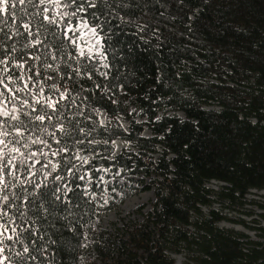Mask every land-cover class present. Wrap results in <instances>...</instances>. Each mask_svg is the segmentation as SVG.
I'll list each match as a JSON object with an SVG mask.
<instances>
[{"label":"trees","instance_id":"trees-1","mask_svg":"<svg viewBox=\"0 0 264 264\" xmlns=\"http://www.w3.org/2000/svg\"><path fill=\"white\" fill-rule=\"evenodd\" d=\"M16 3L0 12V79L13 89L0 85V264H79L92 251L85 264H264V226L251 240L221 228L213 208L243 209L264 191V0ZM80 22L99 33L108 67L77 56L66 35ZM29 57L26 85L17 65ZM46 74L61 76L57 87ZM116 141L135 151L115 155ZM101 169L152 178L142 222L102 229L91 199L102 190L85 180Z\"/></svg>","mask_w":264,"mask_h":264},{"label":"rangeland","instance_id":"rangeland-1","mask_svg":"<svg viewBox=\"0 0 264 264\" xmlns=\"http://www.w3.org/2000/svg\"><path fill=\"white\" fill-rule=\"evenodd\" d=\"M92 27L86 22H80L76 27L71 26L67 29V37L71 36L76 41V52L78 57L80 50L83 49L85 56L90 59L98 60L101 62L103 68H106L105 58L102 59L97 54V49L92 48L89 52V48L96 42L95 37L92 34ZM101 40V38H100ZM99 51L103 53L102 43L99 45ZM104 56V53H103ZM105 57V56H104ZM35 62L32 57L25 58L21 63V67L24 73L23 82L28 85L29 69ZM48 79L50 86L57 87L61 82V76L57 75H45ZM136 116L139 111L130 108ZM108 117L105 113L100 116V124H107ZM126 126V125H125ZM146 136H151L149 132L145 133ZM115 155H119L126 151H135L132 145L125 141L114 142ZM80 160L87 159L89 164L93 161V155L81 154ZM98 171V170H97ZM98 179L93 180L92 176L88 174L85 178L87 184L92 186L96 184L97 188L102 190V194L91 196L92 202L96 205L99 213V221L102 229L106 233L117 234L128 221H143V215H147L154 208L155 203V191L152 188V178L146 174L133 175L121 170L101 169L98 171ZM222 183H210L207 187L218 191L222 188ZM88 190V188H87ZM246 205L243 209L232 210L228 207H222L221 204L214 205V209L221 211L226 215L228 221H224L219 226L224 229L234 230L239 233L247 235L251 240H258L256 231V223H260L264 226V221L260 218L264 214V191L251 190L246 196ZM210 209L205 208L204 212L208 213ZM88 247V246H86ZM92 257L86 253L81 255V263L85 264L87 259H95L97 254L92 251ZM175 264H185L186 255H173ZM97 264H99L97 262Z\"/></svg>","mask_w":264,"mask_h":264},{"label":"snow or ice","instance_id":"snow-or-ice-1","mask_svg":"<svg viewBox=\"0 0 264 264\" xmlns=\"http://www.w3.org/2000/svg\"><path fill=\"white\" fill-rule=\"evenodd\" d=\"M18 3L19 5H24L25 4V0H18ZM17 7V3H16V0H12V2L10 3V0H0V12H3V13H7L9 8H12V9H15ZM28 25H25V28H27ZM92 34L93 36L95 37V43L89 48V52L92 51V48H96L97 49V54H99L101 56L102 59H104L105 57L103 56V53L99 51V45L102 43V41L100 40V37H99V33H97L96 29H92ZM68 39L72 42L73 46L75 47L76 46V41L73 37L69 36ZM80 55L82 57H84L85 59H87L88 57L85 56V53L83 51V49L80 50ZM18 67H21V65H17ZM105 67H108V65H105ZM39 75V74H37ZM101 75H104V73H101ZM9 79H11V77H9ZM0 85H3L4 89L7 91V92H12L13 89L9 88L8 84L5 83L4 79H0ZM0 95H4L3 92H0ZM62 98H63V94H61ZM23 103L25 105H27L29 102L28 100H24ZM39 103V102H38ZM45 104L47 106V108L51 109L52 112H57L59 111L57 105H58V102L57 101H54L52 100V98H47L45 100ZM36 111V110H34ZM0 115H3L4 117H8V113L6 111H3V112H0ZM12 119H18L17 117H11ZM51 117L48 115L47 112H45L43 115H36L35 116V120L36 121H40V122H44L46 121L47 119H50ZM60 132L62 134H65V135H68V133L65 132V129H64V126L63 125H60ZM50 135H55V133H52ZM40 144H43V145H46V146H49L47 144V141L45 140H39L38 141ZM0 143H3V141H0ZM34 143H37V141H34ZM57 144H60L61 141L60 140H57L56 141ZM15 151H19V149H14ZM58 151H67V149H60ZM58 152H53L52 155L55 156L57 155ZM35 156H36V153H31V155L29 157H27L26 159H35ZM79 159V157H77ZM25 161H21V163H24ZM87 159H83L82 160V163H87ZM7 163H11V161L9 160ZM37 163H43L42 161H37ZM45 168L48 167V165H44ZM52 168L55 170L56 168V165H52ZM0 169L3 170V172H7V167L4 165V163L2 161H0ZM55 179H60L59 176H56ZM81 179H83V177H81ZM0 184H4V178L3 176H0ZM8 187L7 184H4V188L6 190V188ZM4 200L7 201L8 200V197L7 196H4ZM5 231H7V228H5ZM0 235H3V232H0ZM9 239H12L11 236L8 237ZM25 252H28V249L25 248L24 249Z\"/></svg>","mask_w":264,"mask_h":264}]
</instances>
